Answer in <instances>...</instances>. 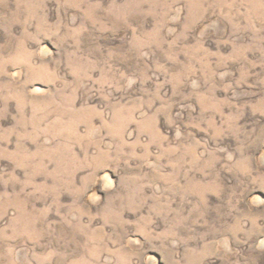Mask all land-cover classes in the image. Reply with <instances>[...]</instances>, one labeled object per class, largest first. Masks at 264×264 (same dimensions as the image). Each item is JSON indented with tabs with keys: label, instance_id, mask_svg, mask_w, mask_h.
I'll return each instance as SVG.
<instances>
[{
	"label": "rangeland",
	"instance_id": "374dc122",
	"mask_svg": "<svg viewBox=\"0 0 264 264\" xmlns=\"http://www.w3.org/2000/svg\"><path fill=\"white\" fill-rule=\"evenodd\" d=\"M0 264H264V0H0Z\"/></svg>",
	"mask_w": 264,
	"mask_h": 264
}]
</instances>
